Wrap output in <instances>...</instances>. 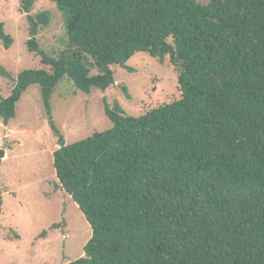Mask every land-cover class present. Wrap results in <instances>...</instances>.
Listing matches in <instances>:
<instances>
[{"label":"trees","instance_id":"16d2710c","mask_svg":"<svg viewBox=\"0 0 264 264\" xmlns=\"http://www.w3.org/2000/svg\"><path fill=\"white\" fill-rule=\"evenodd\" d=\"M35 1L20 6L42 66L10 77L0 122L40 87L59 186L91 228L64 264H264V0H51L66 35L52 55ZM0 42H12L1 22ZM137 52L169 57L181 97L138 115L115 103L110 127L66 143L51 115L57 85L104 91Z\"/></svg>","mask_w":264,"mask_h":264},{"label":"rangeland","instance_id":"374dc122","mask_svg":"<svg viewBox=\"0 0 264 264\" xmlns=\"http://www.w3.org/2000/svg\"><path fill=\"white\" fill-rule=\"evenodd\" d=\"M41 11L48 12L50 21L36 37L39 48L52 55L63 47L64 17L51 0L35 1L31 13ZM0 22L12 39L9 47L0 42V96L5 97L13 84L10 77L42 64L27 48L28 22L20 0H0ZM126 65L132 70L113 66L115 82L104 91H76L66 80L57 85L51 115L66 143L110 127L106 109L115 103L127 114L138 115L181 97L178 72L168 56L161 61L137 52ZM56 148L40 87L32 84L21 95L8 125L0 122V264H64L83 255L91 228L59 186L52 155Z\"/></svg>","mask_w":264,"mask_h":264}]
</instances>
